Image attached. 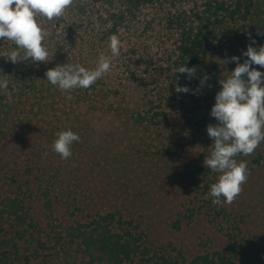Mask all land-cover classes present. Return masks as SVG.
<instances>
[{"label": "trees", "instance_id": "obj_1", "mask_svg": "<svg viewBox=\"0 0 264 264\" xmlns=\"http://www.w3.org/2000/svg\"><path fill=\"white\" fill-rule=\"evenodd\" d=\"M38 21L48 32V62L13 64L7 55L15 46L0 41V76L9 80L8 92H0V264H251L236 216L208 195L219 174L203 161L212 150L206 127L216 123L210 110L218 80L236 66L220 60L240 56L249 37L264 45V0H73L62 16ZM114 34L121 41L115 57ZM101 54L111 68L90 88L64 92L45 80L48 69L65 63L94 69ZM185 64L197 69L191 80L174 72ZM176 84L190 91L178 94ZM95 113L127 120L167 151L201 148L189 167L190 199L172 227L204 215L223 230L222 247L186 256L171 244L152 246L138 219L78 195L81 180L73 175L97 134L88 122ZM68 129L80 139L62 159L51 145Z\"/></svg>", "mask_w": 264, "mask_h": 264}, {"label": "rangeland", "instance_id": "obj_2", "mask_svg": "<svg viewBox=\"0 0 264 264\" xmlns=\"http://www.w3.org/2000/svg\"><path fill=\"white\" fill-rule=\"evenodd\" d=\"M134 95L132 88L130 96ZM126 121L101 113L89 117L97 134L92 136L94 142L88 152H84L78 174L73 175L81 180L78 195L90 205L119 208L138 219L152 246L171 244L186 256L222 247L226 242L223 230L204 215H195L180 229L172 227V221L190 199L189 167L200 158L201 148L173 145L167 151L157 141L145 139L140 128ZM12 146L19 148L18 144ZM90 148L96 150L94 157ZM2 152L7 161H14L9 152ZM258 154L263 158L256 164L253 159ZM236 159L247 161L248 177L240 194L226 205L241 227L251 264H264V142L251 155H238ZM72 191L77 193L75 188ZM64 213L61 201L57 214L63 217Z\"/></svg>", "mask_w": 264, "mask_h": 264}, {"label": "clouds", "instance_id": "obj_3", "mask_svg": "<svg viewBox=\"0 0 264 264\" xmlns=\"http://www.w3.org/2000/svg\"><path fill=\"white\" fill-rule=\"evenodd\" d=\"M73 0H0V41H9L11 48L7 60L16 64L23 61L48 62L49 48L44 41L48 32L38 21L58 18L72 4ZM240 56H225L223 65L235 63L227 77L218 80L220 90L216 92L210 116L216 121L206 127L211 138V152L203 165L218 173L215 183L210 185L209 196L214 205L231 204L242 191L248 177L247 161H238V155L249 156L264 142V45L256 46L254 38ZM113 57L120 55L121 41L117 35L109 38ZM241 57H244L241 62ZM260 66L259 68L254 67ZM111 60L101 54L94 69L81 64H62L45 72L46 81L64 92L72 89L90 88L98 79L109 72ZM196 67L186 64L174 69L175 74H186L191 80ZM8 75L0 76V92L9 89ZM208 76H203V86ZM187 85L176 84V93H188ZM79 135L71 129L56 134L51 150L62 159L72 156V145ZM47 155V153H45Z\"/></svg>", "mask_w": 264, "mask_h": 264}]
</instances>
